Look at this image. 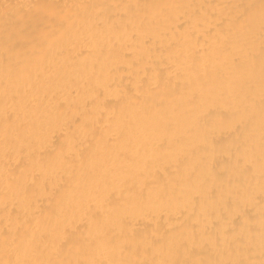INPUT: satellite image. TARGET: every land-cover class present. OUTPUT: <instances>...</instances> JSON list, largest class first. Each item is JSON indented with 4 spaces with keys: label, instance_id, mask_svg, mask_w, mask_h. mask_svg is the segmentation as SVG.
Segmentation results:
<instances>
[{
    "label": "bare ground",
    "instance_id": "obj_1",
    "mask_svg": "<svg viewBox=\"0 0 264 264\" xmlns=\"http://www.w3.org/2000/svg\"><path fill=\"white\" fill-rule=\"evenodd\" d=\"M0 264H264V0H0Z\"/></svg>",
    "mask_w": 264,
    "mask_h": 264
}]
</instances>
